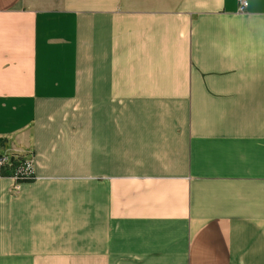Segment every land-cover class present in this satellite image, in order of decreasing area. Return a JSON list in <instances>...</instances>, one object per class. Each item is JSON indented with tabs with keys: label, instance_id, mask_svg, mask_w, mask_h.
Segmentation results:
<instances>
[{
	"label": "crops",
	"instance_id": "obj_1",
	"mask_svg": "<svg viewBox=\"0 0 264 264\" xmlns=\"http://www.w3.org/2000/svg\"><path fill=\"white\" fill-rule=\"evenodd\" d=\"M0 0V264H264V0ZM18 186V191L15 187Z\"/></svg>",
	"mask_w": 264,
	"mask_h": 264
},
{
	"label": "built area",
	"instance_id": "obj_2",
	"mask_svg": "<svg viewBox=\"0 0 264 264\" xmlns=\"http://www.w3.org/2000/svg\"><path fill=\"white\" fill-rule=\"evenodd\" d=\"M247 6V3L243 0H239V12H242ZM8 156L7 155H2L0 156V167L4 166L6 163H8ZM31 173V165L29 161H24L23 167L18 170L16 173L15 180L18 183H22V181L27 180L30 178ZM18 186L15 187V191H18Z\"/></svg>",
	"mask_w": 264,
	"mask_h": 264
},
{
	"label": "trees",
	"instance_id": "obj_3",
	"mask_svg": "<svg viewBox=\"0 0 264 264\" xmlns=\"http://www.w3.org/2000/svg\"><path fill=\"white\" fill-rule=\"evenodd\" d=\"M2 142L0 141V144ZM8 163H6L4 166L0 167V174L2 176H11V175H16V173L18 172L19 169H21L23 167V163L24 161L15 156V155H11L8 156ZM33 179V176L30 175V178L27 180H24L22 182H27V181H31Z\"/></svg>",
	"mask_w": 264,
	"mask_h": 264
}]
</instances>
